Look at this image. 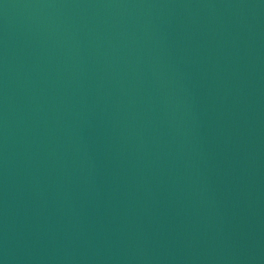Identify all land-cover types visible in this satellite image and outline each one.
I'll return each mask as SVG.
<instances>
[{"label": "water", "instance_id": "obj_1", "mask_svg": "<svg viewBox=\"0 0 264 264\" xmlns=\"http://www.w3.org/2000/svg\"><path fill=\"white\" fill-rule=\"evenodd\" d=\"M0 264H264V0H0Z\"/></svg>", "mask_w": 264, "mask_h": 264}]
</instances>
